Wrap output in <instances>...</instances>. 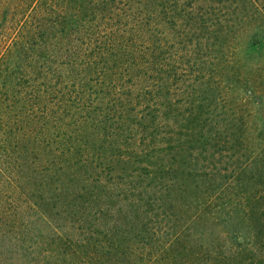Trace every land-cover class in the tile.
<instances>
[{
	"label": "trees",
	"instance_id": "16d2710c",
	"mask_svg": "<svg viewBox=\"0 0 264 264\" xmlns=\"http://www.w3.org/2000/svg\"><path fill=\"white\" fill-rule=\"evenodd\" d=\"M198 1L19 0L10 33L5 6L0 264H264L257 65L229 100L227 25L163 28Z\"/></svg>",
	"mask_w": 264,
	"mask_h": 264
},
{
	"label": "rangeland",
	"instance_id": "374dc122",
	"mask_svg": "<svg viewBox=\"0 0 264 264\" xmlns=\"http://www.w3.org/2000/svg\"><path fill=\"white\" fill-rule=\"evenodd\" d=\"M19 0H0V21H2V12L5 6H9L12 13L16 14L15 18L7 24V33H10L18 25L16 19L22 18V14H19V9L17 2ZM176 2V0H175ZM174 4L176 5V3ZM225 7V10L219 14V11ZM212 7V8H209ZM213 10V17L218 16L217 21L222 24H226V37L225 40V52L232 62H222L219 65L212 67L213 75L217 80L221 81V87L225 89L226 95L229 100H235L240 97H246V87H244V80L242 76L243 66L249 63H254L255 73H253V80L255 81L254 87L257 89L258 94L253 105L258 103V97L264 95V0H235L226 3L218 4L215 0H199L194 10L182 11L179 7L174 10V15L176 19H179L180 24L177 29L170 28L165 22V15L162 14V24L165 31H171L172 33L180 34L185 30L188 31V26H183L181 23L193 22L194 17L200 16L201 18H207L211 16L208 11ZM164 11V9H163ZM216 14V15H215ZM11 17V15H10ZM11 19V18H9ZM195 25V23H193ZM188 27V28H187ZM225 36V34H223ZM192 37V36H191ZM258 42V43H257ZM210 48L213 47L215 41H210ZM257 43V44H256ZM5 45L0 41V55L3 51ZM175 48L180 46L176 45ZM253 49V50H252ZM174 53L177 55H182L180 50H176ZM217 60V59H216ZM251 77V76H250ZM250 87V86H249ZM252 98H248L251 101Z\"/></svg>",
	"mask_w": 264,
	"mask_h": 264
}]
</instances>
